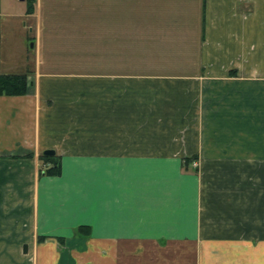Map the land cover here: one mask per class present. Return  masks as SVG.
Returning <instances> with one entry per match:
<instances>
[{"label":"crops","instance_id":"obj_1","mask_svg":"<svg viewBox=\"0 0 264 264\" xmlns=\"http://www.w3.org/2000/svg\"><path fill=\"white\" fill-rule=\"evenodd\" d=\"M27 6L0 0V70H29L0 95V264H264V0Z\"/></svg>","mask_w":264,"mask_h":264},{"label":"trees","instance_id":"obj_2","mask_svg":"<svg viewBox=\"0 0 264 264\" xmlns=\"http://www.w3.org/2000/svg\"><path fill=\"white\" fill-rule=\"evenodd\" d=\"M35 0H28L27 13H32L34 10ZM29 86L28 74L27 72L21 73H0V95L8 96H19L24 95L27 92ZM41 160L40 172L44 175L57 176L61 172V158L57 154L52 156L40 155ZM188 159H185L187 162ZM85 230V232H84ZM76 233L82 236L89 235L88 228L85 226H78L76 228ZM42 240V237L38 238ZM59 241H63L59 238Z\"/></svg>","mask_w":264,"mask_h":264},{"label":"rangeland","instance_id":"obj_3","mask_svg":"<svg viewBox=\"0 0 264 264\" xmlns=\"http://www.w3.org/2000/svg\"><path fill=\"white\" fill-rule=\"evenodd\" d=\"M17 31L19 30V28H16ZM15 33V32H14ZM17 34V33H15ZM11 40L13 39L12 34H11ZM14 40V39H13ZM29 43H27V45L24 46H20L19 44L17 46L14 45V47L12 46L11 41L9 42V44L7 46H5V48L1 51L3 55H7V56H12L13 58H19L21 53H29L31 55V58L33 56V52L30 50V44L31 41H28ZM89 46H95V45H89ZM88 56H90V53L88 54ZM94 65V64H93ZM74 67V66H73ZM24 70H0V73H21ZM92 70H90L91 72ZM25 72H27V74L29 75V70H25ZM94 73V70L93 72ZM12 252H1L0 251V258H3L2 256H6L5 254H9V257L12 256L10 255ZM13 257V256H12Z\"/></svg>","mask_w":264,"mask_h":264},{"label":"water","instance_id":"obj_4","mask_svg":"<svg viewBox=\"0 0 264 264\" xmlns=\"http://www.w3.org/2000/svg\"><path fill=\"white\" fill-rule=\"evenodd\" d=\"M42 154L44 156H52L55 154L54 150L53 149H45L43 150ZM26 245L23 246V252L26 253L27 249H26Z\"/></svg>","mask_w":264,"mask_h":264}]
</instances>
